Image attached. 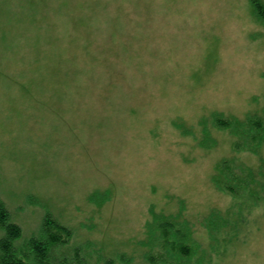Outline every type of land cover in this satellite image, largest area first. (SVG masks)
Listing matches in <instances>:
<instances>
[{
  "label": "rangeland",
  "instance_id": "rangeland-1",
  "mask_svg": "<svg viewBox=\"0 0 264 264\" xmlns=\"http://www.w3.org/2000/svg\"><path fill=\"white\" fill-rule=\"evenodd\" d=\"M217 117L264 120L253 0H0V201L23 239L49 215L70 264H264V200L213 183L264 149Z\"/></svg>",
  "mask_w": 264,
  "mask_h": 264
},
{
  "label": "trees",
  "instance_id": "trees-1",
  "mask_svg": "<svg viewBox=\"0 0 264 264\" xmlns=\"http://www.w3.org/2000/svg\"><path fill=\"white\" fill-rule=\"evenodd\" d=\"M253 6L258 16L264 19V5L259 0H253ZM215 121L222 128L235 126L244 135L247 141L245 143L253 144L250 147L237 143L236 146H246V150L261 155V150L264 149V120L251 118L247 123L237 121L235 124L231 120L217 117ZM213 183L217 189L233 197L231 206H259L264 200V158L255 167L234 164L232 161L222 162L213 176ZM10 216L5 203L0 201V229L3 231L0 238V264H70L69 258L58 251L73 236L71 228L46 215L41 235L23 239L22 227L12 222ZM169 243L174 251L190 255V248L184 246L183 242Z\"/></svg>",
  "mask_w": 264,
  "mask_h": 264
}]
</instances>
